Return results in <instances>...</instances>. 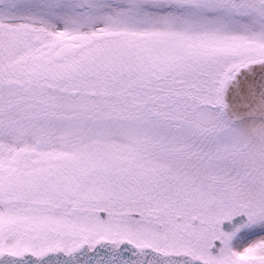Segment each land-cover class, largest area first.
<instances>
[{"label":"snow or ice","instance_id":"snow-or-ice-1","mask_svg":"<svg viewBox=\"0 0 264 264\" xmlns=\"http://www.w3.org/2000/svg\"><path fill=\"white\" fill-rule=\"evenodd\" d=\"M260 222L264 0H0V264H264Z\"/></svg>","mask_w":264,"mask_h":264},{"label":"rangeland","instance_id":"rangeland-1","mask_svg":"<svg viewBox=\"0 0 264 264\" xmlns=\"http://www.w3.org/2000/svg\"><path fill=\"white\" fill-rule=\"evenodd\" d=\"M102 215V214H101ZM103 216V215H102ZM245 234L248 238H254L259 235H264V222H260L245 230ZM239 237L235 238L233 241V246H236Z\"/></svg>","mask_w":264,"mask_h":264},{"label":"flooded vegetation","instance_id":"flooded-vegetation-1","mask_svg":"<svg viewBox=\"0 0 264 264\" xmlns=\"http://www.w3.org/2000/svg\"><path fill=\"white\" fill-rule=\"evenodd\" d=\"M234 241H235V240H234ZM234 241H233V242H234ZM210 251H211L213 254H215V253H216V248H214L213 250L210 249Z\"/></svg>","mask_w":264,"mask_h":264},{"label":"water","instance_id":"water-1","mask_svg":"<svg viewBox=\"0 0 264 264\" xmlns=\"http://www.w3.org/2000/svg\"><path fill=\"white\" fill-rule=\"evenodd\" d=\"M237 219H239V217Z\"/></svg>","mask_w":264,"mask_h":264}]
</instances>
